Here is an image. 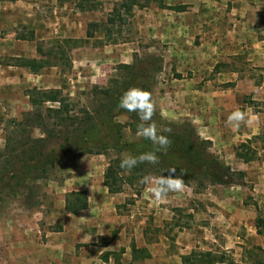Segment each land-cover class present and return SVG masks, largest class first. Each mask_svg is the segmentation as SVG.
<instances>
[{"label":"crops","instance_id":"obj_1","mask_svg":"<svg viewBox=\"0 0 264 264\" xmlns=\"http://www.w3.org/2000/svg\"><path fill=\"white\" fill-rule=\"evenodd\" d=\"M5 2L8 1L0 0V6ZM16 3L21 6L19 12L25 15L26 5H22V0ZM163 5L167 8L153 3L137 10L144 18L138 28L139 36L146 41L161 40L157 43L170 53L165 63L168 79L161 84L162 89L160 86L155 89L160 92L157 95L162 114L191 122L199 136L212 143V151L232 171L243 174L242 183L207 185L204 189L185 185L183 191L169 193L160 202L148 191L141 198L134 194L136 204L129 223L123 221L119 237L109 238V246L101 245V236L106 233L100 229L92 239L97 256L73 249L69 253L73 262L69 264H187L183 257L199 253L219 258L215 264H264V23L259 20L264 0H163ZM1 33L0 29V56L9 52L17 59L36 57L26 49L10 53V40ZM80 34L73 38L90 39L84 30ZM21 39H14L13 44L25 47L31 43ZM129 44H115L112 52L116 50L117 55L112 60L105 55L97 58L100 54L97 50L83 46L77 49L72 66L79 68L82 80L96 81L102 78L106 64L121 58L123 46ZM90 52L98 62L91 66L86 63L91 58ZM7 68L23 70L20 66ZM86 68L90 74H85ZM5 69H0V107H6L5 115L31 110L28 94H22L24 100L19 105L13 93L24 86L26 79ZM237 109L246 111L247 116L245 122L233 127L226 121ZM92 173L91 169L86 171L87 176ZM90 180V177L85 181L77 177L68 179L64 194L86 191L93 198L97 187ZM115 200L121 202L122 198ZM93 206L89 199V208L77 217L92 209L102 222L107 209L100 201L96 208ZM86 219L82 222L89 224L91 219ZM99 221L96 223L101 227ZM84 229L81 228L82 236L92 234ZM118 248H123L121 263L113 255L109 260L102 258L105 250L116 252ZM134 249L145 254L135 257Z\"/></svg>","mask_w":264,"mask_h":264},{"label":"rangeland","instance_id":"obj_2","mask_svg":"<svg viewBox=\"0 0 264 264\" xmlns=\"http://www.w3.org/2000/svg\"><path fill=\"white\" fill-rule=\"evenodd\" d=\"M22 1V5H26L25 15L19 12L21 6H17L18 0L1 3L0 7H3L0 9L1 34L10 40L12 47L10 53L26 49V52H31L36 57L23 56L21 59H37L42 61L45 66L38 75L32 73L28 67H20L23 70H9L7 67L10 65L19 67L16 63L19 59L12 56V53L8 54L9 52L5 56H0V69L6 68L5 70L8 72L13 71L12 75L19 76L23 80L26 79L23 87L15 86L17 88L13 90L19 105L24 100L22 94H28L33 88L37 87V89L45 91L59 89L62 92L61 98L65 99L66 106L72 111L71 115L83 118L84 111H92L100 100L94 94V86L116 89L117 85L113 84L114 80L123 82L133 79L132 74L121 67L126 65L125 61H129L130 64L127 65L136 63L138 67L141 66V68L149 70L147 72L149 79L144 78L142 81L154 83L151 92L152 99L155 101L154 119L160 132L164 129L183 131L190 129V125L195 128L187 119H171L162 114L160 96L157 95L160 92L156 93L155 89L158 86L162 89L161 84H165L168 79L165 63H167L166 58L170 53H167L168 50L163 49L164 47L159 44L161 40L146 41L144 37L139 36L138 28L144 19L143 16L137 14L139 7H134L131 13H127L120 7L122 0H96L98 8L95 11L79 13L72 3L65 0ZM153 3L158 6L163 4L159 1L151 4ZM115 9L124 14L121 19H116L115 24L107 26L106 21L112 17L111 14ZM259 20L264 23V8L259 13ZM91 23H99V26L90 28L93 33L92 38L88 40L73 38V36H80L81 30L88 32ZM16 38L29 40L31 43H26L25 47L22 46L23 44L21 46L14 45L13 40ZM118 43L130 44L123 46L120 53L121 58L106 64L102 78L100 77L96 81L92 78L82 80L79 68L74 69V65L71 63L78 53L77 49L84 46L97 50L100 53L97 58L105 55L111 57L110 60H112L117 55V51L112 52V50ZM35 47H40V52L37 49L35 52ZM90 53L91 58L86 63H90L91 66V63L98 62H95V55ZM20 61L18 62L20 63ZM170 62L173 63V61ZM69 63H71V67ZM89 69L94 70L92 67ZM85 70V74H87L88 69ZM28 95L30 99V93ZM5 108L0 107L1 171L3 166L6 167L5 161H12L15 156H21V151L28 148L23 147L25 143L42 137L41 128L30 126L29 123L24 126H18V124L26 119L27 114L42 111L43 115H47L50 109L58 108V104L44 102L41 107L37 108L31 105V110L26 112L18 110V116H6ZM45 118L48 129L69 133V122H62L55 118L51 120L47 116ZM35 119L34 121H37L35 124L40 123L38 119ZM116 120L123 125L131 122L130 116L126 114L120 115ZM79 126L80 124L75 125L77 128ZM141 141V137H137L134 131L125 126L118 148L105 145L103 149L105 154L101 155H80L78 152L64 154L55 164L47 167L45 174L38 173V175H44L43 178L34 179L28 176L18 185L3 188L2 194H0V264H69V262H73L69 255L73 249L78 253L89 254L91 257L97 256L98 250L92 248L94 246L92 239L93 234L100 229L106 233L101 236V245L109 246V238H118L122 227L125 223H129L127 221H129L137 200L134 194L141 198L147 191L148 186L140 183L141 179L146 175L160 176L158 169L147 166L138 170L139 165H137L131 171L120 172L117 184L122 189L121 193L110 194L107 187H104V176L110 160H122L129 154L137 155L135 151L139 152L141 147H135L134 144ZM13 148L17 150L14 153L11 152ZM210 151L225 163L220 155L212 151V147ZM1 155H5V157H1ZM90 169L93 173L91 176H87L86 171ZM73 177L82 181L90 177L92 180L90 183L96 185V194L94 193L92 198V203L95 205L93 208L98 206L99 201L104 204V208L107 210L106 214L102 215V222H105V226L99 221L100 219L98 220L92 209L90 212L84 213L83 216L77 217L69 216L65 208H60V205L66 204L64 202L67 195L64 194L65 182ZM127 180H130L133 185L127 184ZM200 183L205 184L207 181L198 184ZM237 183H242V180L237 179ZM195 188L204 189L201 186H195ZM116 197L122 198L121 202L115 200ZM114 207L116 211H113ZM104 208L100 209L101 213ZM86 218L91 219L89 224L82 222ZM96 221L101 223V227H98ZM83 227L84 230L89 229L92 234L82 236L81 228ZM84 247L85 249H83ZM122 249L118 248L116 252L105 250L102 258L109 260L113 255L115 261L121 263ZM255 253L257 256L263 257L261 253ZM143 254L145 252H137L135 257L143 256Z\"/></svg>","mask_w":264,"mask_h":264},{"label":"trees","instance_id":"obj_3","mask_svg":"<svg viewBox=\"0 0 264 264\" xmlns=\"http://www.w3.org/2000/svg\"><path fill=\"white\" fill-rule=\"evenodd\" d=\"M65 1L72 3L78 12H92L98 8L96 0ZM122 1L120 7L127 13H131L134 7L144 8L155 1L163 3V0ZM160 6L162 8H167V6L163 4ZM123 14V12L115 9L111 14L112 17L106 21L107 26L115 24L116 19H121ZM97 26H99V23H91L89 25V30L87 32L88 38L93 37L90 28ZM38 51L40 52V47ZM19 60L21 61L20 63L18 62V66L28 67L34 74H38L45 66L42 61L37 59L20 58ZM69 65L71 67V63H69ZM121 67L132 74L133 79L123 82L114 80L113 84H115V86L117 85L116 89L112 87L104 89L94 86V94L96 97H99L100 100L92 111H84L83 118L71 115L72 111L66 106L65 99L61 98L62 92L59 89L45 91L33 88L29 91L31 104L34 108L41 107L44 102L57 103L58 108L50 109L47 115H43L42 111L34 114L29 113L26 119L18 124V126H24L26 123H29L30 126L41 128L42 137L32 139L31 141L29 140L23 146L28 148L21 151V156H15L12 161H5L6 167L4 168L3 166V170H0V194H2L3 188L10 185H18L26 180L28 176L34 179L43 178L44 175H38V173L42 172L45 174L47 172V167L55 164L64 154L78 152L80 155H101L105 154L103 150L105 145L118 148L121 144L122 133L125 126L136 133L137 124L140 123L137 114L135 112L119 109V100L123 94L132 87H139L151 93L154 83L142 81V79L149 77L147 74L149 70L141 68V66L138 67L136 63L132 65H122ZM124 114L131 118V122L126 125L116 120L120 115ZM46 116L51 120L55 118V120L57 119L66 123L69 122V133L48 129ZM154 116L155 115H153L152 119L155 121ZM35 117L40 123L38 122V124H35V122H37L34 121ZM76 124H80V126L77 128L75 127ZM189 128L190 129H184L183 131L171 132L162 130L160 134L169 138L171 141L170 146L166 151L157 153L159 156L158 164H150L147 162L140 163L138 164V170L149 166L153 169H158L160 176H167V170L175 168L177 170V175H180L181 172L183 173L185 185L194 187L201 186L205 188L207 185L230 186L239 184L237 183V179L242 180L243 174L232 171L230 166L213 155L210 151L212 143L202 139L192 125H190ZM134 146L138 148L141 147L139 152L134 150L137 154L135 156L153 150L152 142L143 138L140 143L134 144ZM16 151L15 148L11 149L12 153ZM1 157H5V155H1ZM120 162L121 159L110 160L105 172L104 185L107 187L110 194L122 192L121 187L117 184L119 182L120 172L124 171V169L120 168ZM204 181H207V183L198 184ZM127 184L133 185L130 180H127ZM65 202V211L72 215L79 216L83 211L89 208V195L86 191H72L67 193ZM134 252L136 253L139 251L134 249ZM218 260L220 259L213 257L211 253H199L183 257V261L187 264H215Z\"/></svg>","mask_w":264,"mask_h":264},{"label":"clouds","instance_id":"obj_4","mask_svg":"<svg viewBox=\"0 0 264 264\" xmlns=\"http://www.w3.org/2000/svg\"><path fill=\"white\" fill-rule=\"evenodd\" d=\"M118 108L137 114L140 123L137 124L136 136L150 140L153 145L152 151L142 153L139 156L130 154L125 156L120 162V168L131 171L140 163L158 164L159 156L157 153L166 151L171 141L167 136L160 134L156 122L152 119L155 111V101L152 99V94L139 87H132L120 98ZM246 116V111L237 109L230 113L226 123L238 127L241 122H245ZM163 131L171 132V129H164ZM167 173V176L161 175L159 177L146 175L140 181V183L148 186L147 191L157 202L164 200L169 193H178L185 188L182 172L177 175V170L170 168Z\"/></svg>","mask_w":264,"mask_h":264}]
</instances>
